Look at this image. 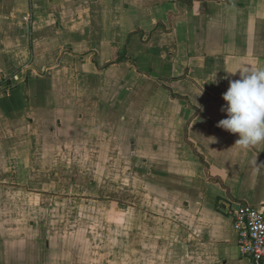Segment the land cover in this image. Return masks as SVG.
I'll list each match as a JSON object with an SVG mask.
<instances>
[{
  "label": "crops",
  "instance_id": "1",
  "mask_svg": "<svg viewBox=\"0 0 264 264\" xmlns=\"http://www.w3.org/2000/svg\"><path fill=\"white\" fill-rule=\"evenodd\" d=\"M244 66L264 0H0V264H249L264 141L217 127Z\"/></svg>",
  "mask_w": 264,
  "mask_h": 264
},
{
  "label": "clouds",
  "instance_id": "2",
  "mask_svg": "<svg viewBox=\"0 0 264 264\" xmlns=\"http://www.w3.org/2000/svg\"><path fill=\"white\" fill-rule=\"evenodd\" d=\"M239 70L240 79L230 81L222 96L226 105L221 111L227 118L217 127L238 134L235 144L247 148L264 141V69L244 66Z\"/></svg>",
  "mask_w": 264,
  "mask_h": 264
},
{
  "label": "built area",
  "instance_id": "3",
  "mask_svg": "<svg viewBox=\"0 0 264 264\" xmlns=\"http://www.w3.org/2000/svg\"><path fill=\"white\" fill-rule=\"evenodd\" d=\"M227 215L237 236L240 254L249 264H264V215L248 204L231 206Z\"/></svg>",
  "mask_w": 264,
  "mask_h": 264
},
{
  "label": "trees",
  "instance_id": "4",
  "mask_svg": "<svg viewBox=\"0 0 264 264\" xmlns=\"http://www.w3.org/2000/svg\"><path fill=\"white\" fill-rule=\"evenodd\" d=\"M187 0H183V2H186Z\"/></svg>",
  "mask_w": 264,
  "mask_h": 264
},
{
  "label": "water",
  "instance_id": "5",
  "mask_svg": "<svg viewBox=\"0 0 264 264\" xmlns=\"http://www.w3.org/2000/svg\"><path fill=\"white\" fill-rule=\"evenodd\" d=\"M4 96V95H3Z\"/></svg>",
  "mask_w": 264,
  "mask_h": 264
}]
</instances>
